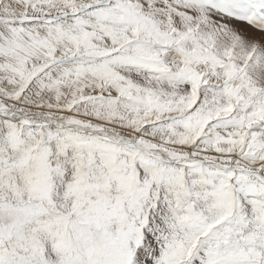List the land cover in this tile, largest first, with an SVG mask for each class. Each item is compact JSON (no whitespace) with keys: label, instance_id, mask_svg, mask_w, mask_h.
<instances>
[{"label":"snow or ice","instance_id":"obj_1","mask_svg":"<svg viewBox=\"0 0 264 264\" xmlns=\"http://www.w3.org/2000/svg\"><path fill=\"white\" fill-rule=\"evenodd\" d=\"M0 264H264V0H0Z\"/></svg>","mask_w":264,"mask_h":264}]
</instances>
